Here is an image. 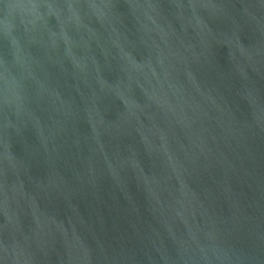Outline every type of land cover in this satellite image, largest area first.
<instances>
[{
  "label": "water",
  "instance_id": "obj_1",
  "mask_svg": "<svg viewBox=\"0 0 264 264\" xmlns=\"http://www.w3.org/2000/svg\"><path fill=\"white\" fill-rule=\"evenodd\" d=\"M0 264H264V0H0Z\"/></svg>",
  "mask_w": 264,
  "mask_h": 264
}]
</instances>
